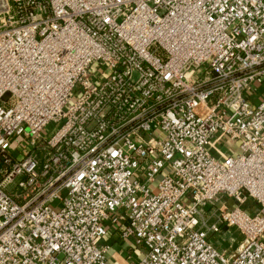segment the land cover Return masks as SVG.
<instances>
[{
  "label": "built area",
  "instance_id": "obj_1",
  "mask_svg": "<svg viewBox=\"0 0 264 264\" xmlns=\"http://www.w3.org/2000/svg\"><path fill=\"white\" fill-rule=\"evenodd\" d=\"M0 264H264V0H0Z\"/></svg>",
  "mask_w": 264,
  "mask_h": 264
},
{
  "label": "rangeland",
  "instance_id": "obj_2",
  "mask_svg": "<svg viewBox=\"0 0 264 264\" xmlns=\"http://www.w3.org/2000/svg\"><path fill=\"white\" fill-rule=\"evenodd\" d=\"M56 124L55 123H50L42 132L43 137H47L52 134V132L55 130Z\"/></svg>",
  "mask_w": 264,
  "mask_h": 264
},
{
  "label": "crops",
  "instance_id": "obj_3",
  "mask_svg": "<svg viewBox=\"0 0 264 264\" xmlns=\"http://www.w3.org/2000/svg\"><path fill=\"white\" fill-rule=\"evenodd\" d=\"M111 235H112V234H111ZM111 235H110V234L107 235V236H106V237H107L106 239H107V240H110V237H112ZM112 239H114V238L112 237ZM115 247H118V244H117Z\"/></svg>",
  "mask_w": 264,
  "mask_h": 264
}]
</instances>
